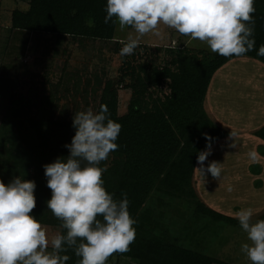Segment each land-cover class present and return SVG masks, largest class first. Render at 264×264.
<instances>
[{"label":"trees","instance_id":"16d2710c","mask_svg":"<svg viewBox=\"0 0 264 264\" xmlns=\"http://www.w3.org/2000/svg\"><path fill=\"white\" fill-rule=\"evenodd\" d=\"M254 6V38L258 49L264 44V0H254ZM105 8L106 0H27L26 9L13 8L10 11L5 29L112 41L118 48L121 43L112 40L114 23L111 20L104 23ZM89 21L93 22L92 26H89ZM164 48L163 53L168 58L161 57L159 64L131 61L134 52L130 59L122 61L116 83L121 82L124 88L129 89L123 113H117L115 83L109 79L101 81V78L93 82L97 87L101 86L97 101L90 98L93 109L98 110L101 104H106L110 118L121 125L115 141L118 149L100 165L106 169L102 176L104 187L117 199L122 198L121 193L127 194L128 211L136 221L133 225L136 237L130 250L112 255L107 264H118L119 258H127L126 264H227L191 248V245L168 238V231L153 222L154 213L144 205L148 194L156 191L189 201L196 219H204L200 228L206 221L210 224L224 221L240 226L236 218L208 207L192 187L197 155L205 150L208 143L204 134L213 138L211 145L228 134L206 114L203 99L215 70L232 57L201 49ZM242 56L264 63V56H258L256 50ZM70 78L72 88L62 76L55 83L58 85H52L50 93L36 105V113L30 112L27 99L13 98L6 92L8 101L0 117V180L8 184L19 176L34 181L36 207L31 215L42 225L58 227V232L62 231L61 221L47 208L51 191L46 186L43 165L57 157L68 156L65 145L71 143L75 130L72 119H63L62 113L54 116L55 110L61 109L57 108L59 95L55 94L70 88L75 94L81 88L82 103L86 106L89 104L87 93L92 91L86 87L87 82L82 87L77 85L80 77L72 74ZM62 83L65 86H61ZM163 83L167 92L153 96L150 90ZM253 134L264 142V125ZM259 154L264 155V152ZM250 164L249 171L257 174L259 167L253 170ZM258 219H264V212L253 220ZM65 254L70 257L66 264H78L80 258L72 250ZM113 258L114 261L110 262Z\"/></svg>","mask_w":264,"mask_h":264},{"label":"clouds","instance_id":"9594fccd","mask_svg":"<svg viewBox=\"0 0 264 264\" xmlns=\"http://www.w3.org/2000/svg\"><path fill=\"white\" fill-rule=\"evenodd\" d=\"M105 11V24L111 20L119 31L131 28L136 33L120 41L122 57L133 54L139 38L149 33L161 36V25L206 43L223 57H240L252 50L264 56V44L255 47L254 0H106ZM72 127L75 134L65 145L68 156L43 165L51 191L47 208L61 221L62 231L49 238L31 215L36 207L34 181L19 176L8 184L0 180V264H66L69 250L80 258L78 264H107L109 257L128 252L135 241L136 221L128 211L127 194L117 199L106 190L102 179L106 169L100 166L118 149L115 141L121 125L101 104L98 110L75 112ZM204 135L208 143L198 153L199 167L194 170L203 179L206 173L219 179L221 163L213 160L205 166L213 138ZM230 136L236 133L231 131ZM248 155L255 161V152ZM234 215L249 241L241 245L242 253L251 264H264V219L254 221L251 208Z\"/></svg>","mask_w":264,"mask_h":264},{"label":"rangeland","instance_id":"374dc122","mask_svg":"<svg viewBox=\"0 0 264 264\" xmlns=\"http://www.w3.org/2000/svg\"><path fill=\"white\" fill-rule=\"evenodd\" d=\"M0 1V12L3 15L7 12L5 9L9 8L11 3H14L12 0ZM0 20V117L5 112L8 101L7 97H5L6 92H8L13 98L20 97L27 99L29 101L30 112L36 113V105L41 102L42 97L50 93L52 85H55L58 79H61L62 76L65 82L67 81L66 84L71 87L72 79L69 75L71 74L72 69H76L75 67L84 66L82 70L89 72L96 71L98 74V69L93 67L95 59L93 57L90 58L89 53L78 54L77 51L73 50H69L66 53L57 52L54 56V58H56L55 61L48 62L46 58L44 59L43 55H40V51L38 52V56L36 55V61L31 63L30 57L25 58L26 60L23 59L25 60L23 61L22 54L28 53V48L26 50V47L19 41L16 43L9 38L6 39L7 31L3 26L5 24L2 17H0ZM160 31L162 32L161 36L149 33L139 38V45L134 50V58L131 61L159 64L161 62V57H163V59L168 58V55L163 53V50L165 49L164 47L187 48L192 51L193 49H201L207 52H212L206 43L200 42L199 40H190V37L183 36L164 25L160 26ZM113 35L114 39L127 41L129 35L136 36V33L131 28L119 31V26L115 23ZM51 45L49 48H54ZM106 47L108 46L106 45ZM121 47L122 44H119L118 48L111 44V46L104 51L103 61L105 66L103 67L104 75L101 78V81L104 78L112 80L115 83L114 86L117 91L118 99L117 113L119 114L125 111L129 89L124 88L123 83H116V81H118L117 79L120 73L119 68L122 61L130 59L131 56H120L119 52ZM42 54L47 55L50 54V52L47 53V51H44ZM40 56H43V58ZM63 61L67 63V67H62V64L64 63ZM251 69V67H243L236 71L238 74L234 73V75H232L234 81H232L231 85L228 84L231 87V91L224 94L223 84L220 85L222 87L220 90L221 92L219 91L215 93L217 95L219 94V104L220 106H224L226 114L231 122L229 123V120H225L227 118L223 116V114L225 115V112L222 111L220 112V115L219 111L213 112L209 109L210 116H208L210 119L215 120L221 127L229 128L231 126V129L227 130V135L213 143L211 146V155L207 157L205 166H207L209 161L214 160L221 163L220 166L222 168L225 167L224 171L232 169L237 170L243 165L240 164V161L243 160L242 158H249V152H264V142L253 134L256 127H252L257 125H259L258 127H261L264 125V76L263 79H259L257 76H262L263 74L257 73L255 70ZM249 77H256V80H253V83L243 81L244 78ZM62 84L63 85L61 86H65L64 83ZM78 84L80 85V83H77V85ZM57 85L58 84L55 86ZM83 85L84 84H81L80 86L82 87ZM86 87H90V89L92 88L91 93H87L86 98L89 104L86 106L82 103L83 93L80 90L81 88L77 90L75 94L72 91L73 89H71L72 87L70 89L58 91V94H55L59 95L57 108L61 109H56L54 116H60L62 113L61 117L63 119H72L75 112L86 110L89 107L93 108L90 98L92 97L94 102L97 101L101 86L97 87V85L91 84ZM150 91L153 96H162L167 92V88L165 83H163L160 87L153 88ZM75 103L78 104L74 105ZM222 103H224V105ZM227 124L229 125L227 126ZM231 131L236 133L234 138L230 136ZM233 143H235L236 147L230 146ZM260 163L261 165H259L258 162L257 164L251 163L249 166L252 167L253 170L256 169V166L261 169L262 166H264V161H261ZM197 167H199L198 164ZM246 180L247 181L242 182H248V184L246 183V188L251 189V192L256 193V191L260 190L258 187H261L264 190V181L262 182L260 178L258 181H254L253 179L249 180L247 178ZM227 182L228 181H222V179H214L209 173L205 174L204 179L196 171H194V174L192 175V187L200 200L212 205L209 201L210 199H213L211 201H216L220 208H224L223 210L225 212L234 215L236 210H238V206H233L232 201H240V198L233 196L232 192L230 195H227L224 192L223 187ZM220 185L223 186L218 187ZM201 191L211 192L210 194L206 193L204 194L205 196H202L198 194ZM243 191L245 190L243 189ZM262 193L264 194V192ZM255 202L260 205L264 202V198L256 200L253 203ZM144 205L150 207L154 213L152 215L153 222L156 221L160 229L163 230L164 227L168 231V238L179 240V242L184 245H191V248L220 259L227 264H251L246 255L241 251V245L248 243L249 241L247 240L246 233L240 226L236 227L229 222L218 221L200 232L199 229L204 219H196L197 217L193 213V205L190 204L189 201L180 197L162 195L156 191H151L148 194L144 201ZM42 226L46 229L49 238L58 232V227L48 225ZM196 230L199 233L196 232L195 235H191V233H194ZM229 231L234 233V235H229ZM196 241H198L200 247L194 243ZM113 261L114 258L110 260V262ZM128 261L127 258H119L118 264H126Z\"/></svg>","mask_w":264,"mask_h":264},{"label":"crops","instance_id":"0c3cea01","mask_svg":"<svg viewBox=\"0 0 264 264\" xmlns=\"http://www.w3.org/2000/svg\"><path fill=\"white\" fill-rule=\"evenodd\" d=\"M12 1L14 4L11 3V6H9V8L5 9L7 11L4 13L5 15L4 14L2 15L0 12V17H2L3 22L5 24V25H3L4 27L8 26L9 13L13 8L24 10L27 7V0H12ZM0 3H1V1H0ZM114 26H115V23H114ZM5 30L7 31V35H8L9 39H11L12 41H14L16 43H18V41L21 42L26 47V50L28 48V50H29L28 53L22 54V60L30 57L31 63L33 61H36L37 56H38V52L40 51V53H41L40 55H43L44 59L46 58V60L48 62L49 61H55L56 58H54V56L56 55L57 52L58 53H61V52L66 53L69 50L70 51L73 50V51H77L78 54L79 53H81V54L89 53L90 58L93 57L95 59V62L93 63L94 64L93 67L98 69V74L96 73V71H90V72L84 71V70H82L84 66H81V67L78 66V67H75L76 69H72V72L69 76L72 77V74H73V76L80 77V81H79L80 84H84V82H87L88 85H91V84L93 85V82H97L98 78H102V76L104 75V72H103V70H104L103 67L105 66L104 61H103L104 60V51H106L111 46L112 41H102V40H98V39H89V38L80 37V36L73 38L72 36H70L68 34L57 35V34H53V33H49V32H42V31L25 32L22 30H9V31L7 29H5ZM113 34H114V28H113L112 37L114 36ZM112 40L118 41V42L121 41L120 39H114V38H112ZM8 41H10V40H8ZM50 45L53 46L54 48H49ZM106 45L108 47H106ZM44 47H47V48H44ZM44 51H47V53L50 52V54H47V55L42 54ZM43 56H40V57L43 58ZM25 60H23V61H25ZM63 62L64 63L62 64V67H64V66L67 67V63L65 61H63ZM243 67H248V68L251 67L252 68L251 70H255V72H257V73H262L263 74L262 76H257V77L259 79H263L264 63L258 62L257 60L249 58L248 56L232 57L230 60L225 62L221 67H219L217 70H215V72L213 73V75L210 79V82L208 84V87H207V90L205 92L204 99H203V108H204L207 115H209V109L213 112L219 111V114L222 111V112H225V115L223 114V116L227 118L225 120H229V118L226 114V110L224 109V106H222V105L220 106V104H219L220 103L219 98H218L219 94L217 95L215 93L219 92L222 89V87L220 85H223V84H224L223 85V93L224 94H226V92L231 91L230 90L231 87L229 85H231L232 81H234V79L232 78V75H234V73L238 74V72H236V71H238L239 69H242ZM71 68H74V67H71ZM244 77H245V75H244ZM103 79H102V81H103ZM217 79H219V80H217ZM253 80H256V77L244 78L243 81H245L247 83H253ZM222 104L224 105V103H222ZM212 121L214 123H216L219 127H221L215 120H212ZM228 122L230 123L231 121L229 120ZM228 125L229 124H227V126ZM258 126L259 125L252 126V127H256L255 130H257L259 128ZM223 128L225 130H229V129H231V126L229 128L228 127H223ZM245 158L246 157L242 158L243 160L240 161V164H243V165L241 168H238L237 170L232 169V170L224 171L225 167L224 168L221 167V169H222L221 176L218 180L222 179V181H228L223 187L224 192L227 195L228 194L230 195V193L232 192L233 196L240 198V201L234 200L237 203L232 201L233 206H235V205L238 206L237 207L238 210H236V212L241 210V209H244V208H251L253 210V219H254L256 216H258L262 212H264V202L260 205H258L257 202L253 203L256 200L264 198V194L262 193V192H264V190L261 187H258L260 190L256 191V193L251 192V189L246 188V185L248 184V182H246L247 183L246 184L245 182H242V181H247L246 178L249 180L250 179H253V180L258 179L259 180V178H260L262 182L264 181V166H262V168L259 170V172L257 174L251 173L248 169V164L253 163V162H256V163L258 162V164L261 165L260 162L264 161V155H260L259 153H256L257 159L255 161H253L249 158H247V159H245ZM196 167H197V165H196ZM194 171H193V174H194ZM222 186L223 185H220L218 187H222ZM229 187L232 188L231 191L228 190ZM243 189L245 191H243ZM210 192L211 191H209V192L201 191L198 194L205 196L204 194H206V193L210 194ZM211 200H213V199H210L209 202L212 205H209V203L207 204L206 202H204V203L206 205H208V207H211L212 209L218 211L219 213H222L224 215L235 218L234 215L230 214L229 212H225L223 210L224 208H220L219 205L216 203V201H211ZM213 223L214 222H212V224H210L206 221L205 226H202L200 228V232H201V229H203L204 227H205L204 229H206L208 226L213 225ZM233 226L239 227V226L234 225V224H233ZM197 233H199V232H197ZM229 235H234V233H231L229 231ZM194 243L198 246L200 245L198 243V241H196Z\"/></svg>","mask_w":264,"mask_h":264}]
</instances>
